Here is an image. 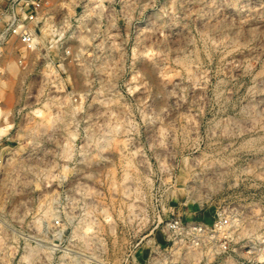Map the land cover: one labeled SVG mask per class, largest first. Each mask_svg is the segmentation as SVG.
I'll list each match as a JSON object with an SVG mask.
<instances>
[{
    "label": "rangeland",
    "instance_id": "374dc122",
    "mask_svg": "<svg viewBox=\"0 0 264 264\" xmlns=\"http://www.w3.org/2000/svg\"><path fill=\"white\" fill-rule=\"evenodd\" d=\"M31 26L0 43V264H264V0H43ZM221 216L228 249L174 240Z\"/></svg>",
    "mask_w": 264,
    "mask_h": 264
},
{
    "label": "built area",
    "instance_id": "2783aa9c",
    "mask_svg": "<svg viewBox=\"0 0 264 264\" xmlns=\"http://www.w3.org/2000/svg\"><path fill=\"white\" fill-rule=\"evenodd\" d=\"M22 2L20 10L14 9L13 5H11V11L10 8L7 9L9 13L6 15V24L0 35V43L17 40L25 47L33 49L37 46L38 39L31 23L37 19L43 0H22ZM170 225L174 231V240L184 237L194 246H200L204 241L211 239L215 242L220 241L225 249L229 248L226 244H228L227 237L229 228H231V220L227 216H221L212 225L198 221L183 224L175 218Z\"/></svg>",
    "mask_w": 264,
    "mask_h": 264
}]
</instances>
